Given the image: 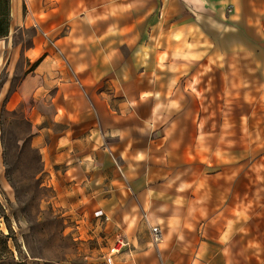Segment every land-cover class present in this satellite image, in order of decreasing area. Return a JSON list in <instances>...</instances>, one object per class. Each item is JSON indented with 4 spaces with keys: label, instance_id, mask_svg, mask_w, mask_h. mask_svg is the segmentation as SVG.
Here are the masks:
<instances>
[{
    "label": "crops",
    "instance_id": "0c3cea01",
    "mask_svg": "<svg viewBox=\"0 0 264 264\" xmlns=\"http://www.w3.org/2000/svg\"><path fill=\"white\" fill-rule=\"evenodd\" d=\"M7 47L45 178L125 230L113 264H264V0H8Z\"/></svg>",
    "mask_w": 264,
    "mask_h": 264
},
{
    "label": "rangeland",
    "instance_id": "374dc122",
    "mask_svg": "<svg viewBox=\"0 0 264 264\" xmlns=\"http://www.w3.org/2000/svg\"><path fill=\"white\" fill-rule=\"evenodd\" d=\"M30 35L19 30L12 41L27 46ZM5 36L0 37V231L8 238L7 249L0 243V264H107L114 238L125 230L94 207L76 204L72 195L57 193L45 178L39 154L29 145L28 118L21 105L6 103L29 63L22 53L3 49Z\"/></svg>",
    "mask_w": 264,
    "mask_h": 264
},
{
    "label": "trees",
    "instance_id": "16d2710c",
    "mask_svg": "<svg viewBox=\"0 0 264 264\" xmlns=\"http://www.w3.org/2000/svg\"><path fill=\"white\" fill-rule=\"evenodd\" d=\"M7 17H8V0H0V37L5 36L7 34ZM7 238H8V235L3 234L0 231V243H2V246L4 247V249H7L6 248Z\"/></svg>",
    "mask_w": 264,
    "mask_h": 264
},
{
    "label": "built area",
    "instance_id": "2783aa9c",
    "mask_svg": "<svg viewBox=\"0 0 264 264\" xmlns=\"http://www.w3.org/2000/svg\"><path fill=\"white\" fill-rule=\"evenodd\" d=\"M144 221L147 222L145 217H144ZM149 232L151 234V242L153 244H156L159 241V239H160V231H159V228L157 226H155V225H150L149 226ZM125 244H126V242L122 238L116 237L115 238V244L113 245L112 248H110V253H113V252L116 253L119 250V248H121ZM107 264H113L111 262V258L110 259H107ZM158 264H169V263H166L164 261H159Z\"/></svg>",
    "mask_w": 264,
    "mask_h": 264
}]
</instances>
